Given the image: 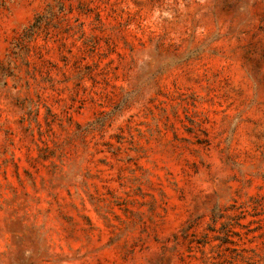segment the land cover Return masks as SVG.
Listing matches in <instances>:
<instances>
[{"label": "rangeland", "instance_id": "1", "mask_svg": "<svg viewBox=\"0 0 264 264\" xmlns=\"http://www.w3.org/2000/svg\"><path fill=\"white\" fill-rule=\"evenodd\" d=\"M0 264H264V0H0Z\"/></svg>", "mask_w": 264, "mask_h": 264}, {"label": "trees", "instance_id": "2", "mask_svg": "<svg viewBox=\"0 0 264 264\" xmlns=\"http://www.w3.org/2000/svg\"><path fill=\"white\" fill-rule=\"evenodd\" d=\"M36 22H37V21H36ZM36 22H35V23H36ZM35 23H34V24H35ZM34 24H33V25H34ZM33 25L31 26V29H30V31H32V33H34V32L36 31V28H38L37 26H33Z\"/></svg>", "mask_w": 264, "mask_h": 264}]
</instances>
